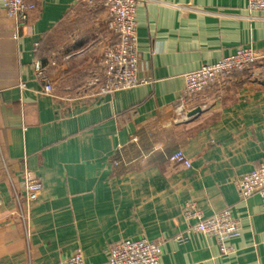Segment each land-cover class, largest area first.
<instances>
[{
  "label": "crops",
  "instance_id": "crops-1",
  "mask_svg": "<svg viewBox=\"0 0 264 264\" xmlns=\"http://www.w3.org/2000/svg\"><path fill=\"white\" fill-rule=\"evenodd\" d=\"M25 1L34 8L17 27L0 0V264H56L75 252L109 264L114 243L143 236L161 243L160 264H264L263 199H243L237 186L264 162V60L177 112L185 73L241 47L264 55V9L140 0L148 82L101 93L104 46L117 40L102 1ZM179 150L191 167L170 159ZM25 168L43 184L29 210ZM188 202L204 216L231 209L241 231L225 241L231 251L190 230Z\"/></svg>",
  "mask_w": 264,
  "mask_h": 264
},
{
  "label": "built area",
  "instance_id": "built-area-1",
  "mask_svg": "<svg viewBox=\"0 0 264 264\" xmlns=\"http://www.w3.org/2000/svg\"><path fill=\"white\" fill-rule=\"evenodd\" d=\"M111 20V29L117 40L109 42L103 50L104 81L101 93H114L116 91L137 87L148 82L139 75L138 57V23L136 18L137 6L140 0H101ZM8 15L15 20L17 27L29 17L34 8L25 0H1ZM251 10H263L264 0H248ZM17 36V35H16ZM264 60L253 47H241L236 52L220 60L204 64L184 75L185 87L177 107L179 115L186 112L188 97L204 92L222 79L235 73L254 67ZM264 71V67L262 68ZM36 78L44 85L46 94L53 92V85L47 67L41 61L35 64ZM25 87L24 83L20 84ZM170 159L191 167V161L181 150L175 152ZM23 186L26 190V207L29 210L32 203L37 201L43 189L41 180L25 168L23 172ZM238 190L243 199L257 194L264 202V162L251 172L243 174L237 181ZM187 219H197L190 225V230L204 235L218 238L223 252L231 251L226 247L227 239L240 235V225L232 214L230 208L204 216L202 211L193 202L184 207ZM162 256L161 243L147 237L125 238L110 247L108 255L109 264H160ZM56 264H86L81 252L60 260Z\"/></svg>",
  "mask_w": 264,
  "mask_h": 264
},
{
  "label": "water",
  "instance_id": "water-1",
  "mask_svg": "<svg viewBox=\"0 0 264 264\" xmlns=\"http://www.w3.org/2000/svg\"><path fill=\"white\" fill-rule=\"evenodd\" d=\"M198 112H200V108L193 109L192 111H190V112L188 113V115H189V116H192V115H194V114H196V113H198Z\"/></svg>",
  "mask_w": 264,
  "mask_h": 264
}]
</instances>
